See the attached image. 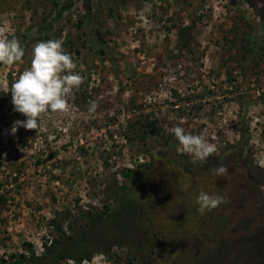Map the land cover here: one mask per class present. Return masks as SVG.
Masks as SVG:
<instances>
[{
    "label": "rangeland",
    "instance_id": "obj_1",
    "mask_svg": "<svg viewBox=\"0 0 264 264\" xmlns=\"http://www.w3.org/2000/svg\"><path fill=\"white\" fill-rule=\"evenodd\" d=\"M60 4L0 0V55L32 35L0 68L1 255L87 231L92 207L108 240L89 248L109 254L82 264H247V237L229 238L220 210L244 183L238 161L264 171V0H73L48 51L36 28ZM125 169L148 247L108 216Z\"/></svg>",
    "mask_w": 264,
    "mask_h": 264
},
{
    "label": "trees",
    "instance_id": "obj_2",
    "mask_svg": "<svg viewBox=\"0 0 264 264\" xmlns=\"http://www.w3.org/2000/svg\"><path fill=\"white\" fill-rule=\"evenodd\" d=\"M72 2L73 0H63V4L58 6L50 21L47 24L36 28V34H44V39L48 42V51L51 50L52 47V31L55 28L56 23L63 18V14L72 7ZM31 36V34L22 35L18 41V45L9 47L4 55H0V68L5 62H9L14 66L17 64L18 59L25 57V53L29 49V40ZM47 61V59H44L43 63L40 65L38 74L35 76L38 82H42L44 84V89L46 91L49 90L47 87ZM11 77L12 74H10V78ZM152 132H156V129H153ZM121 174L126 180V184L117 188L115 193L110 196L114 200L117 207L109 213V219L118 216L121 218V221L116 224L122 229L119 230L121 234L133 237L136 233L142 232L138 243L139 247H148V244L155 240V233H152V231H154V228L151 225L152 220L147 217L148 215L145 217L143 216L141 212L142 208H139L138 206L140 205L136 203L137 198L133 190L134 185L138 184L139 181L134 179L135 171L131 169H125ZM15 180L17 179L15 178ZM2 201H4V199L0 196V203H2ZM91 208L92 207L89 208L90 210L88 212L81 215V218L89 227L87 231H80L76 229V227L70 226L69 229L73 232L72 235H68L62 227H59L57 229V238L51 239L48 243H46L45 252L43 254L39 255L35 251L33 245L31 243H27L22 252L12 255L10 258L5 257L0 253V264H60L62 261L66 260H72L77 264H82L86 261L91 262L96 254H109L106 250L89 248L96 243L100 244V241L102 240H108L103 239L99 235V233H103V230H98L97 232L95 230L99 221L105 220L104 214L94 213L93 208ZM149 213H151V211ZM125 217L132 220L123 219ZM145 219L147 224L144 222ZM140 223L144 224L142 228L140 227ZM127 242L128 241H121L120 243H114L124 245L128 244ZM107 245L110 246V242L109 244L107 243ZM139 247L137 246V248ZM134 260H137V257L132 261Z\"/></svg>",
    "mask_w": 264,
    "mask_h": 264
},
{
    "label": "flooded vegetation",
    "instance_id": "obj_3",
    "mask_svg": "<svg viewBox=\"0 0 264 264\" xmlns=\"http://www.w3.org/2000/svg\"><path fill=\"white\" fill-rule=\"evenodd\" d=\"M237 163L234 169L244 172L242 178L245 180L244 183H236L233 178L236 187H234L233 204L223 206L220 210L222 217L227 220V225H230L231 229L226 231L227 225L224 224L223 231L225 234L228 233L229 238L230 236L237 238V241L239 237H247L243 240L244 243H247L248 249L250 248L251 257L246 256L245 258V260H249L247 264H264V171L261 169L254 171L246 162L238 161ZM247 178L250 179L249 182L246 181ZM236 179H238L237 176ZM239 200L245 201L243 207L240 206ZM239 214L241 218H245L246 223L243 225L238 222ZM161 242L163 243V240ZM159 251L162 255L161 246L153 253H157L156 256H159ZM254 257H257L258 260L254 261Z\"/></svg>",
    "mask_w": 264,
    "mask_h": 264
}]
</instances>
